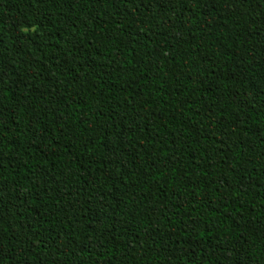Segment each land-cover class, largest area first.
Returning <instances> with one entry per match:
<instances>
[{
    "label": "trees",
    "instance_id": "trees-1",
    "mask_svg": "<svg viewBox=\"0 0 264 264\" xmlns=\"http://www.w3.org/2000/svg\"><path fill=\"white\" fill-rule=\"evenodd\" d=\"M0 264H264V0H0Z\"/></svg>",
    "mask_w": 264,
    "mask_h": 264
}]
</instances>
